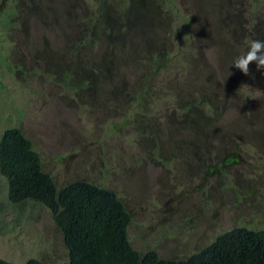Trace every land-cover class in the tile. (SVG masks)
Returning <instances> with one entry per match:
<instances>
[{"label":"rangeland","instance_id":"rangeland-1","mask_svg":"<svg viewBox=\"0 0 264 264\" xmlns=\"http://www.w3.org/2000/svg\"><path fill=\"white\" fill-rule=\"evenodd\" d=\"M167 1L184 18V35L158 26L148 37L153 48L132 34L126 41L113 35L80 54L83 63L99 62L110 44L120 45L127 53L114 57V67L128 84L127 101L107 84L96 94L64 82L79 60L66 40L101 0H0V140L21 128L58 190L85 180L115 192L132 214L129 240L137 251L185 260L235 227L264 231V71L252 64L244 75L232 67L248 46L226 38L219 13L229 0ZM107 3L115 14L122 0ZM239 3L247 18L254 8L264 20V0ZM47 15L61 20L55 26L43 21ZM136 47L143 53L133 58ZM159 49L162 67L146 55ZM205 95L233 123L223 119L229 129L197 142L196 155L183 106L208 102ZM226 156L235 157L221 166ZM0 259L69 264L51 211L34 201L11 203L1 172Z\"/></svg>","mask_w":264,"mask_h":264},{"label":"trees","instance_id":"trees-1","mask_svg":"<svg viewBox=\"0 0 264 264\" xmlns=\"http://www.w3.org/2000/svg\"><path fill=\"white\" fill-rule=\"evenodd\" d=\"M107 2L101 0L94 14L79 22L77 33L66 40L79 60L64 73V82L76 90L89 87L96 94L100 93V86L107 84L116 89L111 95L128 101L130 93L126 89V79L114 67V57L127 53L120 45L110 44L111 49H107L99 62L87 57L83 63L80 54L113 35L126 41L127 36L132 34L136 42L153 48V42L150 43L148 37L156 32L158 26H166L173 36H181L186 28L185 20L178 16L176 4L167 0H122L115 14L110 12ZM249 10L255 16L247 18V10L239 0H229L227 5H222L219 13L227 40L237 48L248 46L253 40H264V20L256 15L254 8ZM46 18L43 21L55 26L61 20L60 17L51 19L48 15ZM194 19L190 17V20ZM164 43L160 42L161 45ZM142 53L143 48L136 47L133 58ZM147 54L157 61L155 65L162 67L165 56L161 49L148 51ZM205 96L209 98L208 102L202 98L194 99L183 106L186 113L181 123L193 134L188 146L195 150L196 155H199L200 149L197 142L207 144L216 140L217 134L229 129V125L225 126L222 121L228 120L227 112L219 114L213 98ZM229 121L233 123L232 117ZM206 147L207 153L212 152V146ZM228 157L223 159L226 163L221 166L231 163V158L235 156ZM0 172L7 180L11 203L20 205L34 201L51 211L62 233L69 264H264V231H252L245 227H235L223 233L210 246L185 260H165L155 251L140 253L129 240L132 214L118 195L85 180L58 190L52 176L44 171L41 155L34 149L33 142L19 127L6 130L0 140ZM0 264L12 263L0 259ZM26 264L44 263L30 260Z\"/></svg>","mask_w":264,"mask_h":264},{"label":"clouds","instance_id":"clouds-1","mask_svg":"<svg viewBox=\"0 0 264 264\" xmlns=\"http://www.w3.org/2000/svg\"><path fill=\"white\" fill-rule=\"evenodd\" d=\"M255 64L257 71H264V40H253L248 44L245 54L237 57L233 61L236 69L244 75L250 74V65Z\"/></svg>","mask_w":264,"mask_h":264}]
</instances>
